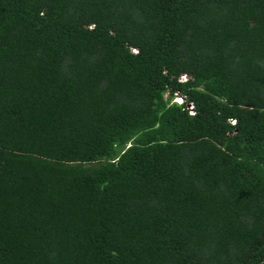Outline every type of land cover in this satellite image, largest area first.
Returning <instances> with one entry per match:
<instances>
[{
  "label": "trees",
  "instance_id": "1",
  "mask_svg": "<svg viewBox=\"0 0 264 264\" xmlns=\"http://www.w3.org/2000/svg\"><path fill=\"white\" fill-rule=\"evenodd\" d=\"M0 264H264V0H0Z\"/></svg>",
  "mask_w": 264,
  "mask_h": 264
},
{
  "label": "rangeland",
  "instance_id": "2",
  "mask_svg": "<svg viewBox=\"0 0 264 264\" xmlns=\"http://www.w3.org/2000/svg\"><path fill=\"white\" fill-rule=\"evenodd\" d=\"M178 100V99H177ZM232 122H233V120H232Z\"/></svg>",
  "mask_w": 264,
  "mask_h": 264
}]
</instances>
